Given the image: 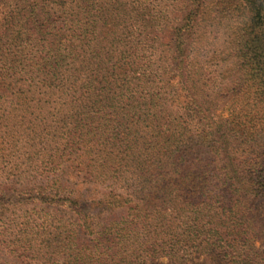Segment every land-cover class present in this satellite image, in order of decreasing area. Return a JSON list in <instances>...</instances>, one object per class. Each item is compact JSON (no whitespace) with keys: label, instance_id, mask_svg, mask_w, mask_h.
<instances>
[{"label":"trees","instance_id":"obj_1","mask_svg":"<svg viewBox=\"0 0 264 264\" xmlns=\"http://www.w3.org/2000/svg\"><path fill=\"white\" fill-rule=\"evenodd\" d=\"M162 259L264 264V0H0V264Z\"/></svg>","mask_w":264,"mask_h":264},{"label":"rangeland","instance_id":"obj_2","mask_svg":"<svg viewBox=\"0 0 264 264\" xmlns=\"http://www.w3.org/2000/svg\"><path fill=\"white\" fill-rule=\"evenodd\" d=\"M226 106L223 107V112H222V115L225 117L227 116V110H226ZM161 264H165L166 263V259H162L161 261H159Z\"/></svg>","mask_w":264,"mask_h":264}]
</instances>
